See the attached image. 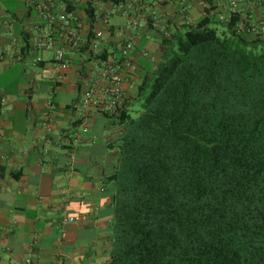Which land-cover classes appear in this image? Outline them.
<instances>
[{"label":"trees","instance_id":"16d2710c","mask_svg":"<svg viewBox=\"0 0 264 264\" xmlns=\"http://www.w3.org/2000/svg\"><path fill=\"white\" fill-rule=\"evenodd\" d=\"M213 1L140 63L139 115L103 112L120 125L107 264H264V37L220 21Z\"/></svg>","mask_w":264,"mask_h":264},{"label":"crops","instance_id":"0c3cea01","mask_svg":"<svg viewBox=\"0 0 264 264\" xmlns=\"http://www.w3.org/2000/svg\"><path fill=\"white\" fill-rule=\"evenodd\" d=\"M201 1L194 0L195 19L204 13ZM22 2L12 14L0 0V14H15L20 22L36 18ZM159 11L179 20L170 21V27L182 25L178 2ZM145 36L136 43L139 70L131 79L137 85L126 84V105L134 103L140 63L156 58L159 46L149 40L160 37L147 36L142 48ZM9 42L0 33V43ZM52 55L45 54L47 62ZM70 56L74 64L61 79L47 62L44 70L34 66L29 55L0 64V264L108 263L114 206L107 179L118 161L113 144L120 125L102 111H78L80 81L83 90L86 86L79 65L85 59L77 53ZM68 215H81L82 221L68 223Z\"/></svg>","mask_w":264,"mask_h":264},{"label":"built area","instance_id":"2783aa9c","mask_svg":"<svg viewBox=\"0 0 264 264\" xmlns=\"http://www.w3.org/2000/svg\"><path fill=\"white\" fill-rule=\"evenodd\" d=\"M28 13H36L29 22H20L14 15L0 14V33L10 42L0 43V64H13L32 57L33 65L47 62L45 54L52 52L49 69L61 79L72 66V55L80 54L85 63L79 65L86 86L77 109L84 115L99 110L113 115L127 99L126 84L137 85L131 79L135 67L136 43L152 34L170 36V21L175 17L159 10L178 2L181 24H193L194 0H23ZM203 15L211 6L202 0ZM218 19L228 23L238 17L235 29L251 37H264V0H214ZM90 5V6H89ZM92 6V7H91ZM90 8L93 15L90 16ZM90 13V14H89ZM117 19L123 21L115 22ZM29 34V52H24V34ZM1 69V66H0ZM68 223L82 221L81 215H68ZM28 262L31 259L27 260Z\"/></svg>","mask_w":264,"mask_h":264},{"label":"rangeland","instance_id":"374dc122","mask_svg":"<svg viewBox=\"0 0 264 264\" xmlns=\"http://www.w3.org/2000/svg\"><path fill=\"white\" fill-rule=\"evenodd\" d=\"M2 1V3H3V5L6 7V8H17V7H23V0H1ZM212 27H217L218 29H219V31H223L224 30V28H225V25H224V23H213L212 24ZM149 43L151 44V45H154V46H159V44H160V40L159 39H155V38H153V39H150L149 40ZM140 55V54H139ZM155 55V54H154ZM141 57L140 58H142L143 56L142 55H140ZM156 56V55H155ZM137 60L138 59H136V62H137ZM144 61H146L147 62V65L148 66H150L151 65V63H152V61L151 60H147V59H145ZM22 68V64L20 63V65L17 67V69H21ZM16 73H17V75L18 76H20L21 78H23V74H22V72H19L18 70H16ZM131 114H132V116L133 117H137L138 115H139V111L141 110V100H137V101H135L134 103H133V105L131 106ZM79 111V110H78Z\"/></svg>","mask_w":264,"mask_h":264}]
</instances>
